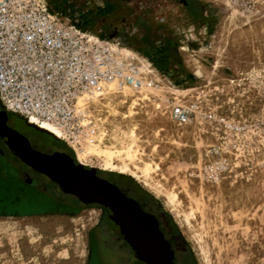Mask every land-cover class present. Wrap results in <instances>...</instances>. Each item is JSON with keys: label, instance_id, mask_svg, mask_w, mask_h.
<instances>
[{"label": "rangeland", "instance_id": "1", "mask_svg": "<svg viewBox=\"0 0 264 264\" xmlns=\"http://www.w3.org/2000/svg\"><path fill=\"white\" fill-rule=\"evenodd\" d=\"M50 2L81 28L119 41L136 62L150 63L156 84L123 91L111 86L89 103L94 144L75 152L1 107L0 122L39 151H63L82 169L114 175L133 197L157 201L160 215L167 213L177 226L190 264H264V0ZM174 105L190 110L185 125L171 120ZM36 178L49 196L65 198L52 182ZM26 195L31 211L41 210L35 201L41 196L34 190ZM100 213L84 207L0 215V264H86ZM102 236L110 244H102L105 264H120L116 240L106 230Z\"/></svg>", "mask_w": 264, "mask_h": 264}, {"label": "built area", "instance_id": "2", "mask_svg": "<svg viewBox=\"0 0 264 264\" xmlns=\"http://www.w3.org/2000/svg\"><path fill=\"white\" fill-rule=\"evenodd\" d=\"M124 51L119 41L81 28L50 0H0V107L27 124L51 126L75 152L93 143L97 132L81 100L109 86L123 91L156 84L157 70ZM170 117L185 125L190 110L174 105Z\"/></svg>", "mask_w": 264, "mask_h": 264}, {"label": "flooded vegetation", "instance_id": "3", "mask_svg": "<svg viewBox=\"0 0 264 264\" xmlns=\"http://www.w3.org/2000/svg\"><path fill=\"white\" fill-rule=\"evenodd\" d=\"M24 147L29 153L38 154L44 158L58 157L67 161L75 168L77 163L69 162V155L63 151H55L54 153H44L39 151L31 144L24 143ZM23 151L15 144L14 134H11L7 129L0 127V215H36L43 213H68L79 210L80 208H100V217L97 223L92 227L89 234L87 260L86 264H105L102 255V244L109 247L108 241L103 240L102 230H106L116 240L121 254L120 264H148L144 259L143 254H137L133 246L123 238L120 230L111 222L110 210L113 211L112 203L108 200H101L100 196H78L72 191L64 190L59 183L45 172L39 171L32 165L27 163L20 157ZM58 154V155H55ZM24 169V170H22ZM83 172L90 174L96 181L106 184L111 189L116 191L126 201L131 202L138 212L147 217L151 223L152 228L156 231L157 237L160 239L162 246L158 248L153 256V262L150 264H190V253L188 248L181 245L173 237L171 225L165 224L160 216V206L157 201L153 199L144 200L143 194H138L140 197H133L130 189L125 185L119 184L113 178H104L102 176L93 174L88 169H82ZM35 174V176H32ZM43 176L45 179L52 182L58 192L65 198H57L49 196L44 188L38 184L36 176ZM31 190L37 192L41 197L39 204L41 210L36 212L31 211L27 193ZM123 213V200L118 202ZM29 206L22 209L21 205ZM127 252L123 255V252ZM117 264V262H115Z\"/></svg>", "mask_w": 264, "mask_h": 264}, {"label": "bare ground", "instance_id": "4", "mask_svg": "<svg viewBox=\"0 0 264 264\" xmlns=\"http://www.w3.org/2000/svg\"><path fill=\"white\" fill-rule=\"evenodd\" d=\"M110 87L111 86H109L106 90H110ZM104 91L105 90H101L94 97L88 99V101L81 100L79 102V107L88 119L92 120L88 117L86 112L88 104L100 98ZM36 127L41 131L50 133L53 137H61L60 133L56 129L47 124H38ZM14 137L15 144L23 151L20 153V157L37 170L45 172L48 176L54 178L59 183L61 188L72 191L82 197L93 195L100 196L104 203V200L110 201L112 203L111 206L113 207V211L110 210L109 215L111 222L115 227H117L116 229L120 230V234L126 237V240L133 246L135 253L138 255L143 254L144 259L148 264L153 262V256L158 248L162 246V243L157 237L156 231L152 228L148 218L138 212L136 207L131 202L126 201L106 184L96 181L90 174L83 172L79 168L76 169L72 167L62 158H44L38 154L29 153L24 147V142L15 134ZM90 145H92V143ZM129 174L139 184H141L143 188L156 194L158 197L161 196L156 187H154L150 182L143 181L141 179L139 173L131 172ZM120 200H123V213L120 211L122 206L118 203ZM172 207V201L167 198V208L172 210ZM182 228L185 233L187 230L185 227Z\"/></svg>", "mask_w": 264, "mask_h": 264}, {"label": "trees", "instance_id": "5", "mask_svg": "<svg viewBox=\"0 0 264 264\" xmlns=\"http://www.w3.org/2000/svg\"><path fill=\"white\" fill-rule=\"evenodd\" d=\"M182 2H183V4L185 5V6H188V4H194V0H193V2L192 3H189L188 2V0H182ZM203 25H205L206 27H208L209 28V25H208V23L207 22H203ZM153 62V61H152ZM9 115H12V114H9ZM1 126V125H0ZM1 127H3V126H1ZM4 128L5 129H7L8 131H10L11 133H13V134H15L18 138H20L24 143H27V144H30L27 140H26V138H24L23 136H21L20 134H18L16 131H14V130H12L8 125H6L5 124V126H4ZM55 155H58V154H55ZM69 159V161L71 162V160H70V158H68ZM90 172H92V171H90ZM106 175H108L107 176V178H113L114 177V175H112V174H108V173H106L105 174V176ZM115 176H121V175H115ZM116 179V178H115ZM128 186L130 185H132V182L130 181L128 184H127ZM161 218H162V220H163V222L165 223V224H169V225H171V230H172V233L174 234V239L176 240V241H178L181 245H183L184 246V244H185V242H184V240L182 239V237H181V235H180V233H179V230L177 229V226L173 223V221L171 220V218L169 217V215L167 214V213H161ZM185 247H187L186 245H185ZM188 248V247H187Z\"/></svg>", "mask_w": 264, "mask_h": 264}, {"label": "water", "instance_id": "6", "mask_svg": "<svg viewBox=\"0 0 264 264\" xmlns=\"http://www.w3.org/2000/svg\"><path fill=\"white\" fill-rule=\"evenodd\" d=\"M0 125L4 127V126H5V123H3V122H0ZM27 125H29V126H31V127H33V128H35V129H37V127H36V126H34V125H32V124H27ZM1 126H0V127H1ZM37 130H38V131H41V130H39V129H37ZM41 132H44V131H41ZM44 133L51 135L50 133H47V132H44ZM51 136H52V135H51ZM70 163L74 164L72 161H71ZM75 168H76V169H77V168H79V169H80V168H81V166H78V165H77V166H75ZM123 238L126 240V237H124V236H123Z\"/></svg>", "mask_w": 264, "mask_h": 264}]
</instances>
